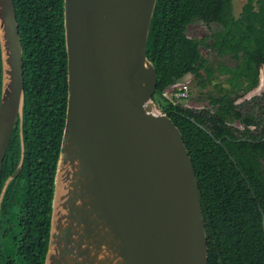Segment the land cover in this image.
<instances>
[{"label":"water","instance_id":"obj_1","mask_svg":"<svg viewBox=\"0 0 264 264\" xmlns=\"http://www.w3.org/2000/svg\"><path fill=\"white\" fill-rule=\"evenodd\" d=\"M157 2L64 0L68 101L45 264H209L192 158L154 100ZM0 49L1 176L25 105L14 0H0Z\"/></svg>","mask_w":264,"mask_h":264},{"label":"trees","instance_id":"obj_2","mask_svg":"<svg viewBox=\"0 0 264 264\" xmlns=\"http://www.w3.org/2000/svg\"><path fill=\"white\" fill-rule=\"evenodd\" d=\"M234 1L158 0L147 55L158 72L154 100L181 130L195 167L206 221L209 264H264V231L258 210V204L264 210V175L257 157L264 156V142H240L242 156L237 143L223 139V147L216 142L223 134L235 137L226 127L229 123H257L255 114L244 113L237 100L260 83L264 0H247L238 17L234 15ZM14 4L25 80V161L20 176L29 181L32 192L36 190L38 203L47 211L46 238L39 258V264H45L68 101L64 0H14ZM193 23L208 27L209 34L190 37L188 28ZM187 74H193L192 83L200 98L208 99L205 113H195L163 95ZM225 76L228 87L217 82ZM209 87L211 90L205 93ZM1 89L0 49V101ZM254 100L263 102L264 94ZM18 134L17 129L9 145L1 184L19 163ZM229 154L247 159L248 163L239 165L253 192L249 188L246 193L237 186L234 180L240 175L233 166L228 167Z\"/></svg>","mask_w":264,"mask_h":264},{"label":"flooded vegetation","instance_id":"obj_3","mask_svg":"<svg viewBox=\"0 0 264 264\" xmlns=\"http://www.w3.org/2000/svg\"><path fill=\"white\" fill-rule=\"evenodd\" d=\"M251 101L252 102L249 104V113L253 112L255 114L257 123L247 125L239 120L234 123H229L226 127L229 132H232L235 135V137L223 134L218 140H216V142L221 144L223 147V139L228 140V142L237 143L241 156L243 148L242 143L240 142H264V101ZM172 103L183 104V102L178 101H172ZM183 106L194 109L195 113H201L203 111L205 113L208 109V107L195 108L190 104H183ZM242 111L246 114L248 113L246 110ZM23 128L24 123L21 124V121L18 120L14 133L18 129L20 143L19 163L17 167L6 176L4 182L1 184L2 173L4 170L3 168L5 161L7 160V150L0 176V212L2 216L0 222V259L3 260L2 264H39V258L41 257V252L44 248L43 241L46 238V231L44 230V224H46L45 221L47 218L46 208L41 207L38 203L39 199H37V196L34 194L36 190L32 192L29 181L25 177L20 176L25 161V137ZM207 132L209 133L211 131L207 130ZM245 150H247V148H245ZM257 157L259 163L261 162L259 167L263 171L264 175V156L261 157L258 155ZM239 162L248 163L246 158L231 154L228 155V167L231 166L230 168H232L233 166L240 175V177H235L234 180L237 182V186L241 189V191L246 193L249 188H251L253 192V188L248 181V176L239 165ZM18 168H20V171L18 175L15 176ZM240 180L243 181V183H240ZM39 194L41 195V193ZM258 210L260 212L261 223L264 231V210L260 204H258ZM20 259L22 261H19ZM247 262L252 264V261H246L245 264H247ZM256 264H258V261ZM261 264H263V262Z\"/></svg>","mask_w":264,"mask_h":264},{"label":"rangeland","instance_id":"obj_4","mask_svg":"<svg viewBox=\"0 0 264 264\" xmlns=\"http://www.w3.org/2000/svg\"><path fill=\"white\" fill-rule=\"evenodd\" d=\"M247 2V0H235L233 5H234V15L236 17H238L240 15V13L242 12L243 6L245 5V3ZM209 34V28L206 27L205 25L201 24V23H193L189 26L188 28V35L190 37H203L205 35ZM203 52L205 53L206 50L205 48L202 49ZM194 78L193 74H187L183 81H187L191 84V100L189 102H183L184 105H191L195 108H204V107H208L209 102L208 99L206 98H200V92L197 88V86L195 85V83H192V79ZM217 82H223L224 85H226V87H228L229 85L226 83V76L218 79ZM209 90H211V87L206 88L205 89V93L208 92ZM262 94H264V65L261 67L260 69V83L259 85L253 89L252 91L249 92V94L247 93L246 95L240 97L237 100L238 104H241L242 109L245 111H248L249 113V104L250 102H252L251 100H253L254 98L261 96Z\"/></svg>","mask_w":264,"mask_h":264},{"label":"built area","instance_id":"obj_5","mask_svg":"<svg viewBox=\"0 0 264 264\" xmlns=\"http://www.w3.org/2000/svg\"><path fill=\"white\" fill-rule=\"evenodd\" d=\"M191 89L189 82L181 80L169 87L163 95L171 101L189 102L191 100Z\"/></svg>","mask_w":264,"mask_h":264}]
</instances>
